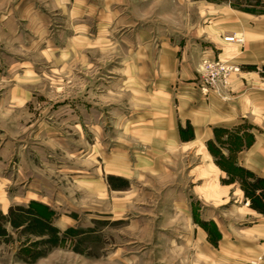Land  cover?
Wrapping results in <instances>:
<instances>
[{
    "label": "crops",
    "instance_id": "0c3cea01",
    "mask_svg": "<svg viewBox=\"0 0 264 264\" xmlns=\"http://www.w3.org/2000/svg\"><path fill=\"white\" fill-rule=\"evenodd\" d=\"M162 12L200 19L179 36L146 19ZM230 35L243 43L227 58ZM203 58L238 71L203 91ZM70 92L67 113L43 99ZM243 176L264 181V12L208 0H0L3 212L30 202L114 209L128 196L109 178L184 181L187 202L171 205L197 257L264 264V214Z\"/></svg>",
    "mask_w": 264,
    "mask_h": 264
},
{
    "label": "rangeland",
    "instance_id": "374dc122",
    "mask_svg": "<svg viewBox=\"0 0 264 264\" xmlns=\"http://www.w3.org/2000/svg\"><path fill=\"white\" fill-rule=\"evenodd\" d=\"M145 16L147 20H156V28L167 27L177 31L179 36L186 34L191 22L200 19L196 13L162 12ZM225 47L228 58L236 54L239 46L228 44ZM203 74L202 70L201 84ZM43 99H49L48 103L64 101L60 104L62 109H58L60 114L69 112L67 102L74 101L71 92L45 94ZM34 112L37 116L39 110ZM49 113L48 110L41 113V118H47L46 122H50ZM61 124L66 132L72 133L69 124L63 125L62 121ZM185 160H180L182 171ZM193 160L196 163V158ZM248 180L246 177L243 180L246 191H249L246 183L253 182ZM108 182L111 188L125 192L127 204L114 209L106 204H81L55 212L30 202L25 207L13 206L5 212L0 209V264H205L197 257L196 246L192 247L186 223L175 215L171 205L172 196L187 200L184 181L177 189L164 187L166 184L161 187L157 182L139 183L134 188L122 179L109 178Z\"/></svg>",
    "mask_w": 264,
    "mask_h": 264
},
{
    "label": "built area",
    "instance_id": "2783aa9c",
    "mask_svg": "<svg viewBox=\"0 0 264 264\" xmlns=\"http://www.w3.org/2000/svg\"><path fill=\"white\" fill-rule=\"evenodd\" d=\"M223 41L230 45L239 46L243 43V38L238 35H232L224 37ZM201 65L205 73L201 84L203 91L215 90L219 85H225L229 74L238 71L237 67L220 59L203 58Z\"/></svg>",
    "mask_w": 264,
    "mask_h": 264
},
{
    "label": "trees",
    "instance_id": "16d2710c",
    "mask_svg": "<svg viewBox=\"0 0 264 264\" xmlns=\"http://www.w3.org/2000/svg\"><path fill=\"white\" fill-rule=\"evenodd\" d=\"M222 1H226L234 8H237V9L240 8L239 10L241 11L253 12V13L255 12L263 13L264 12V1L263 0H238V1L222 0ZM240 6H242V8ZM246 174L248 177H250L248 173ZM247 185H248L249 191H246V190L244 191H245L246 197L250 199L251 206L255 208L256 210H258L259 212L264 214V181L254 178L253 182L248 183ZM257 190H260L258 194L256 193Z\"/></svg>",
    "mask_w": 264,
    "mask_h": 264
}]
</instances>
